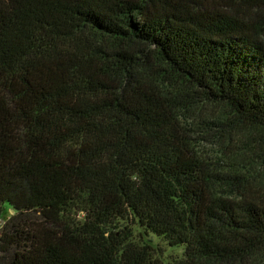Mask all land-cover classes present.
Returning <instances> with one entry per match:
<instances>
[{
  "label": "trees",
  "instance_id": "trees-1",
  "mask_svg": "<svg viewBox=\"0 0 264 264\" xmlns=\"http://www.w3.org/2000/svg\"><path fill=\"white\" fill-rule=\"evenodd\" d=\"M203 104L264 132V0H0L9 263L264 264V201L214 190L184 131Z\"/></svg>",
  "mask_w": 264,
  "mask_h": 264
},
{
  "label": "rangeland",
  "instance_id": "rangeland-1",
  "mask_svg": "<svg viewBox=\"0 0 264 264\" xmlns=\"http://www.w3.org/2000/svg\"><path fill=\"white\" fill-rule=\"evenodd\" d=\"M207 107L211 108L203 104L187 111L182 124L194 154L211 175L213 189L233 197L247 195L264 201V132L259 127L243 126L240 121L236 126L228 124L222 118L225 115L218 113L223 112L221 109L213 107L211 111ZM13 213L12 209L0 213V235ZM25 219L36 218L23 216L15 220V225ZM13 225L10 223L8 229L14 231ZM134 230L138 231V227L134 226ZM145 238L164 248L167 260L183 254V246H171L158 235L149 233ZM11 257L12 254L0 251V264H10Z\"/></svg>",
  "mask_w": 264,
  "mask_h": 264
}]
</instances>
